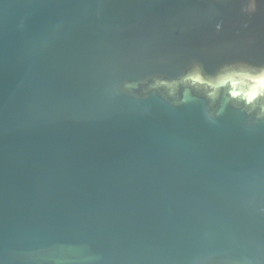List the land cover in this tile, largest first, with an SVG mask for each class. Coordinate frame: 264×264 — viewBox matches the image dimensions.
<instances>
[{"label": "water", "instance_id": "water-1", "mask_svg": "<svg viewBox=\"0 0 264 264\" xmlns=\"http://www.w3.org/2000/svg\"><path fill=\"white\" fill-rule=\"evenodd\" d=\"M0 264H264V0H0Z\"/></svg>", "mask_w": 264, "mask_h": 264}]
</instances>
